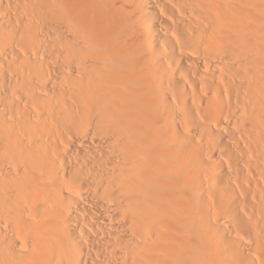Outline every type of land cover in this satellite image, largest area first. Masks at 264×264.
Masks as SVG:
<instances>
[{
  "label": "bare ground",
  "instance_id": "obj_1",
  "mask_svg": "<svg viewBox=\"0 0 264 264\" xmlns=\"http://www.w3.org/2000/svg\"><path fill=\"white\" fill-rule=\"evenodd\" d=\"M0 264H264V0H0Z\"/></svg>",
  "mask_w": 264,
  "mask_h": 264
}]
</instances>
